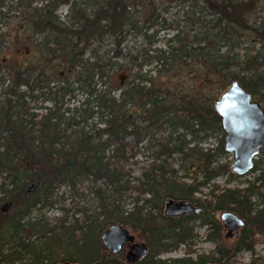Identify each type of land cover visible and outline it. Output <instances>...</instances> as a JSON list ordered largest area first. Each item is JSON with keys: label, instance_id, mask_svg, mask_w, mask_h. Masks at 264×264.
Returning <instances> with one entry per match:
<instances>
[{"label": "trees", "instance_id": "trees-1", "mask_svg": "<svg viewBox=\"0 0 264 264\" xmlns=\"http://www.w3.org/2000/svg\"><path fill=\"white\" fill-rule=\"evenodd\" d=\"M216 1L217 18L194 10L192 30H178L158 48L160 30L148 34L161 27L155 0H0V264H127L102 241L113 225L147 244L141 264H238V250L252 247L248 241L264 230V160L256 161L252 173L259 175L248 188L211 202V211L234 212L250 226L236 250L197 261L161 259L195 237L191 219L164 216L166 199L191 200L200 187L233 176L230 161L223 162L230 156L214 108L218 91L238 81L264 110V21L252 20L261 0ZM162 3L167 12L183 0ZM62 6L69 8L65 20ZM12 13L27 35L21 46L34 48L29 57H18L11 30L3 31ZM246 33L260 48L240 60ZM132 34L145 41L135 55L123 48ZM107 40L112 57L102 53ZM192 65L203 81L192 90L171 85L168 77ZM213 82L218 90L206 91ZM218 136L216 147L202 146ZM143 152L146 161H139ZM174 156L184 176L169 163ZM85 183L97 202L93 211L77 209L81 219L70 220L63 209L53 221L33 218L57 205L62 187Z\"/></svg>", "mask_w": 264, "mask_h": 264}, {"label": "rangeland", "instance_id": "rangeland-1", "mask_svg": "<svg viewBox=\"0 0 264 264\" xmlns=\"http://www.w3.org/2000/svg\"><path fill=\"white\" fill-rule=\"evenodd\" d=\"M36 2V0H34ZM157 3L156 5L160 7L159 13H161V27L159 29H151V31L148 32V34H152L155 30H160L158 37H157V44L155 47L158 48H164V42L167 38L173 37L174 34H177L179 31L188 32L192 30V26L189 21V17L192 16V12L194 10H203L204 15L206 16L208 21L213 20L214 18H217L218 15L215 13V8L219 6L220 2L214 0L211 3L207 4H199L198 6H194L195 3L193 0H183L182 4H173L170 7H168V11L164 12V8L167 7V5H163L162 2L164 0H155ZM69 8L68 6H62L59 8L58 14L60 15L61 19L65 20L66 15L68 14ZM12 17L11 22L9 24H4L2 26L3 31H9L11 30V44L14 45V52L18 57H21V55H26V57H29L30 51H34L33 47H30L29 44L26 48L21 46V44L24 43L25 37L27 36L26 33L22 30V18L18 13H12L10 15ZM256 23H261V21H264V0H261L257 12L255 13L253 19ZM165 24V25H163ZM164 26V27H163ZM170 26H174L173 29H170ZM178 28V29H177ZM19 33H22L23 35L19 36ZM27 34L30 35L29 30H27ZM251 33H246L243 35L241 39H239L238 44L239 49L236 51L237 56L240 60H244L246 56L249 54L250 49L258 50L260 48V43H257L254 45V42L252 41L254 37L250 36ZM253 36V35H252ZM144 38L142 36H137L136 34H132L128 37L127 41L124 43L123 48L127 52H131L132 55L136 54V51L140 50V47L145 42L143 40ZM104 48L102 50V53H107L110 51L109 55L105 54L104 56L112 57L113 55V48L114 44L111 40H107L104 44ZM149 68H146L148 70ZM197 72H199V66L198 65H192L191 67H186L185 69L181 70L180 72L175 73L171 77V85H178L179 87H183L185 90H192L193 86L197 83V81H203L204 77L203 73H201L200 78H194L193 75ZM210 82H212L210 80ZM218 90L219 85H215L214 82L210 85L206 86V91L215 89ZM220 90L218 91V97L221 96L219 94ZM222 136H218V139L212 138L209 139L207 143H204L202 146L204 148L209 147H216L218 144V141L220 140ZM160 138V137H159ZM189 139V138H188ZM148 153L141 155L138 157L139 161H146V156ZM230 156V155H229ZM232 157H227L226 160H223V162H229L231 164ZM169 163L174 166L175 170H178L179 176H184V172L180 170L179 168V158L177 156L172 157V159L169 160ZM134 168V167H133ZM133 178H138L140 176L141 170L138 168L133 169ZM259 175L258 172L248 174V176L240 177V178H234L230 179V175H223L212 181L211 185L214 184L219 185L221 187L226 186L229 188H240L244 189L247 188V186L254 182L255 178ZM188 181V180H186ZM89 185L87 183L83 184L81 187H78V190L71 191L68 187H62L58 191L57 205L50 209V210H43L41 212H37L33 215L34 219H45L46 221H53L57 217H61L64 213L62 209L65 211V213L68 215L67 217L71 220L72 218L81 219V214L77 213V209L80 210H86L93 211L96 208L97 202L94 199V196L92 195L91 191L88 189ZM264 190V189H263ZM78 191V192H77ZM203 193H207L208 190H203ZM258 197H254L253 201L258 202ZM250 227V226H249ZM198 235V240L196 241L195 245L193 246H182L180 249L176 252L166 253L162 255V260H170L175 258H184L185 256L189 255L190 252L195 251L198 254H209L212 250L215 249V245L213 243H209L206 241V231L203 228H198L195 231ZM136 234L135 232H133ZM231 242H228L227 244L230 246ZM257 252L263 256L264 254V244L257 245L256 248ZM191 258L196 259L195 255H190ZM254 256V255H253ZM237 263L242 264H248L251 260V252L243 251L240 252L236 258ZM59 264V262H57Z\"/></svg>", "mask_w": 264, "mask_h": 264}, {"label": "water", "instance_id": "water-1", "mask_svg": "<svg viewBox=\"0 0 264 264\" xmlns=\"http://www.w3.org/2000/svg\"><path fill=\"white\" fill-rule=\"evenodd\" d=\"M214 108L221 117L225 133V148L233 156L231 171L237 175H246L254 168V161L264 150V110L261 104L253 100L238 81L233 82L215 102ZM40 180L28 188L29 193L36 191ZM10 204H5L3 210L8 212ZM188 201H166L165 215L179 217L191 212H200ZM222 219L229 224L228 237L244 225V222L234 214L224 213ZM134 236L121 225L111 226L103 235L102 241L112 254L119 253L124 244L134 242ZM137 252L128 256V262L140 260L147 252L145 244H136L132 248ZM64 264V263H61ZM69 264V263H66Z\"/></svg>", "mask_w": 264, "mask_h": 264}, {"label": "flooded vegetation", "instance_id": "flooded-vegetation-1", "mask_svg": "<svg viewBox=\"0 0 264 264\" xmlns=\"http://www.w3.org/2000/svg\"><path fill=\"white\" fill-rule=\"evenodd\" d=\"M262 151H264V150H262ZM261 152L257 156V158L255 159L254 166H255L256 161L264 160V155H261ZM228 155H230V154H228ZM230 156L232 157L231 158L232 159L231 164H232L233 156L232 155H230ZM231 164H230V166H231ZM248 174H252V171L249 172ZM248 174L241 176V175H237V174L233 173V176L232 177L230 176L229 180L237 178V177L238 178L245 177V176H248ZM254 182H255V180H254ZM211 183L212 182H210V184H208V185L202 186L199 189L195 190V192L192 194L191 200H187V199L175 200V199H172L174 201H188L195 208L200 209L201 210L200 212H198V213L191 212L189 214H185V215H182L179 217H168V218L187 217V218L191 219L189 222V227L193 230V234L195 237L193 239V242L188 246L191 247V246L195 245L196 241L198 240V235L195 231L198 228H203V229H205V231L207 233L206 237H205L206 241L209 243H213L215 245V249L212 250L211 252H209V254H198L197 252L192 251V252H190L189 255L185 256L184 258H175L173 260L190 258L193 261H197L199 259V257H201V256H212V255H215L216 257L221 256L222 254H224L226 252L227 247L231 248L233 250H236L238 248V246L240 245L243 237L246 234L251 233V231L249 230L250 227L247 226V224H246L247 222H246L245 218L240 217L238 214H236L234 212H230L228 210H221L219 212L217 211L216 213L210 210V207L212 205V203H211L212 200L216 201L218 195H226L227 190H229V189L236 190V189H240V188H229L228 189L226 186L216 187V186H214L216 184H214L212 186ZM250 185H251V183L247 186V188ZM244 189H246V188H244ZM244 189H241V190H244ZM203 190H208V192L203 193L202 192ZM214 190H216V191L213 193ZM168 199H171V198H168ZM168 199H166V201ZM166 201H165V205H164V216L165 217H167L165 215ZM213 204H214V206H217L216 202ZM263 206H264V204H263ZM224 213L234 214L244 222V225L242 227H240L238 230H235L233 232L232 237H228L229 224L226 223L222 219V215ZM125 229L130 233V235L134 236V238H135L134 242L125 243L122 250L117 254H112L109 251V249L105 245L104 246L107 248L110 255L120 258V260H122L123 262H125L127 264H141L144 261L148 250H147L146 254L140 260H138L136 262L130 263V262H128L127 258L129 255L137 252L136 249H133V253L131 252L134 245L145 244L147 246V244L144 242V240H142V238L137 233L134 234L132 230L127 229V228H125ZM228 242H231L230 246L227 244ZM248 242H249V244H252V247L251 248L243 247L241 250H238V252L236 253V256H238V254L240 252L248 251V252H251V260L249 261L248 264H264V254H263V256H261L257 252V250L255 249L257 245L264 244V230H263L262 234H260V235L257 234L256 236H252ZM179 249L180 248H178L177 250H175L173 252H176ZM192 254L195 255L196 259L191 258L190 255H192ZM239 264H242V263H239Z\"/></svg>", "mask_w": 264, "mask_h": 264}]
</instances>
